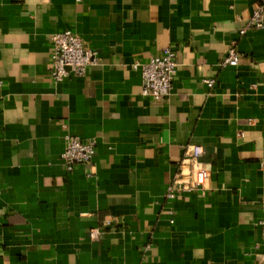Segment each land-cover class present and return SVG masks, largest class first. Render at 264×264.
Wrapping results in <instances>:
<instances>
[{
  "label": "crops",
  "instance_id": "1",
  "mask_svg": "<svg viewBox=\"0 0 264 264\" xmlns=\"http://www.w3.org/2000/svg\"><path fill=\"white\" fill-rule=\"evenodd\" d=\"M257 1L0 0V264H264ZM65 29L98 62L55 82L50 34ZM166 47L178 66L154 100L132 64ZM66 135L95 142L69 171ZM189 144L206 189L168 197Z\"/></svg>",
  "mask_w": 264,
  "mask_h": 264
},
{
  "label": "built area",
  "instance_id": "2",
  "mask_svg": "<svg viewBox=\"0 0 264 264\" xmlns=\"http://www.w3.org/2000/svg\"><path fill=\"white\" fill-rule=\"evenodd\" d=\"M247 26L256 29L264 28V0L255 2L252 13L247 20ZM244 31V28L240 30L241 33ZM50 42L52 46L50 76L55 82H59L70 75L83 76L88 68L98 62L96 51L88 48L82 38L71 29L50 34ZM238 59V53L230 45L222 58V64L236 65ZM177 66L175 53L171 47L164 48L160 54L150 56L145 61L136 60L132 67L140 72L141 94L154 100L165 98L172 88ZM205 82L209 87L213 85V80H206ZM202 151V146L198 144L187 145L184 158L187 166L175 175L174 182L167 191L168 197H172L176 189L180 191L195 189L204 191L206 189L210 170L200 160ZM94 152V140L82 141L76 136L66 135L60 157L65 169L69 171L76 164L89 162ZM259 225L264 243V216L259 220ZM89 235L95 237L97 230H90Z\"/></svg>",
  "mask_w": 264,
  "mask_h": 264
}]
</instances>
